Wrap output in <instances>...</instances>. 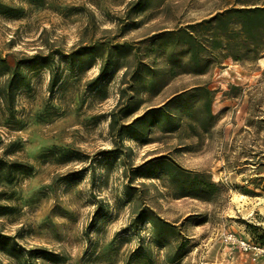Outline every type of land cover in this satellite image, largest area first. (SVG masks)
Listing matches in <instances>:
<instances>
[{
  "label": "rangeland",
  "instance_id": "obj_1",
  "mask_svg": "<svg viewBox=\"0 0 264 264\" xmlns=\"http://www.w3.org/2000/svg\"><path fill=\"white\" fill-rule=\"evenodd\" d=\"M242 1L0 0V264H264Z\"/></svg>",
  "mask_w": 264,
  "mask_h": 264
},
{
  "label": "trees",
  "instance_id": "obj_2",
  "mask_svg": "<svg viewBox=\"0 0 264 264\" xmlns=\"http://www.w3.org/2000/svg\"><path fill=\"white\" fill-rule=\"evenodd\" d=\"M243 6L240 8L233 7L225 10V12L221 13L218 16H213L212 19L209 21H204L202 24H209V22H213L217 20L219 22L218 26H224L227 28L231 23L232 20L229 18L233 13H236L238 17H240L239 21L237 22L241 27V32L246 34V44L247 46L252 45L255 50H259L264 48V2H254L248 3L247 1L243 2ZM191 27L183 28L179 30L181 36L190 37L192 38L193 31L190 29ZM230 32H226L228 34ZM228 37L229 34H228ZM231 39V38H230ZM231 41V40H230ZM222 42H219V46H222ZM229 47L226 46V49ZM225 49V50H226ZM236 60H238L237 56L234 54H230ZM196 58V54L191 57L192 60ZM4 66L8 67L7 62L3 60ZM203 186L206 189L213 190L214 188L220 187L219 183L216 182H203ZM250 231H252L253 236L255 239L261 244L264 245V228L258 225H254L248 223Z\"/></svg>",
  "mask_w": 264,
  "mask_h": 264
},
{
  "label": "built area",
  "instance_id": "obj_3",
  "mask_svg": "<svg viewBox=\"0 0 264 264\" xmlns=\"http://www.w3.org/2000/svg\"><path fill=\"white\" fill-rule=\"evenodd\" d=\"M243 247L248 251V249H253L255 256L254 259H258L261 255H264V245H255V244H250L242 242Z\"/></svg>",
  "mask_w": 264,
  "mask_h": 264
}]
</instances>
